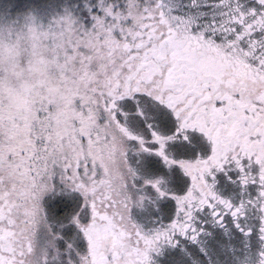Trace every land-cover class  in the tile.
<instances>
[{
    "label": "snow or ice",
    "instance_id": "snow-or-ice-1",
    "mask_svg": "<svg viewBox=\"0 0 264 264\" xmlns=\"http://www.w3.org/2000/svg\"><path fill=\"white\" fill-rule=\"evenodd\" d=\"M0 264H264V0H0Z\"/></svg>",
    "mask_w": 264,
    "mask_h": 264
}]
</instances>
